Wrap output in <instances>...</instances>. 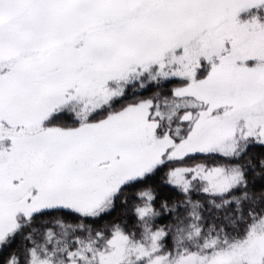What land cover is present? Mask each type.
<instances>
[{
	"label": "snow or ice",
	"instance_id": "obj_1",
	"mask_svg": "<svg viewBox=\"0 0 264 264\" xmlns=\"http://www.w3.org/2000/svg\"><path fill=\"white\" fill-rule=\"evenodd\" d=\"M0 264H264V0H0Z\"/></svg>",
	"mask_w": 264,
	"mask_h": 264
}]
</instances>
